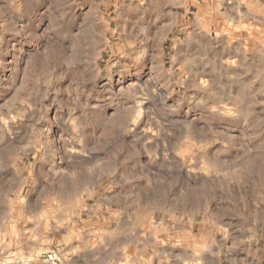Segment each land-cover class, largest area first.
<instances>
[{"label":"clouds","instance_id":"clouds-1","mask_svg":"<svg viewBox=\"0 0 264 264\" xmlns=\"http://www.w3.org/2000/svg\"><path fill=\"white\" fill-rule=\"evenodd\" d=\"M228 2L239 17H251L250 23H259L264 35V4L259 0ZM103 3L7 0L0 7V178L8 169L14 170L20 186L26 182L31 185L34 207L47 205L53 218L61 211L75 214L77 202L95 194L105 179L119 183L120 200L126 207L139 204L142 195L163 201L169 195L176 199L178 193L181 204L193 193L202 204L216 199L211 186L201 190L204 185L198 177L182 174L186 163L169 153L179 155L178 149L187 142L199 141L194 144L197 152L213 161L223 159L222 167H232L242 159L237 156L231 164L226 159L238 145L245 147L254 138L239 133L255 130L257 135L264 134V49L251 64L245 50L243 59L228 62L237 69L234 74L210 83L197 82V92L189 94L184 79L172 81L171 70L163 69L160 59L163 41L168 38L162 34L163 29L171 32L164 20L171 17L174 23L177 19L169 6L187 9L188 0H137V7L147 14L146 20L140 17L133 36L140 45L138 54L129 55L123 64L116 61L101 68L96 48L98 42L103 43L100 38L104 33L96 29L103 21ZM241 6L247 11L241 12ZM194 23L191 31L185 30L184 40L173 37V48L176 43H200L206 30L199 17ZM69 46L79 51L80 58L75 62L70 59ZM37 64L46 70L35 71ZM57 66L60 72L54 77ZM117 66L119 70H115ZM159 71L169 74L171 84L159 82ZM165 88L166 94L161 95L158 89ZM50 93L51 103L58 108L57 118L38 128L48 112L43 101ZM141 105H145L150 120L162 116L173 132L164 137L168 143L160 148V157L153 151L152 158L139 165L140 177L146 183L137 185L132 183L140 178L136 175H116V158L125 149V136L129 138L128 150L139 151L135 146L139 135L133 128ZM257 106L260 113H256ZM64 110L71 119L62 118ZM254 114L257 118L253 124L249 117ZM53 128L55 131H50ZM177 130L180 135L174 136ZM210 144L217 145L211 155L204 151ZM33 152L36 159L21 167ZM69 192L72 199L66 202ZM199 212L200 208H194L191 215Z\"/></svg>","mask_w":264,"mask_h":264},{"label":"rangeland","instance_id":"rangeland-1","mask_svg":"<svg viewBox=\"0 0 264 264\" xmlns=\"http://www.w3.org/2000/svg\"><path fill=\"white\" fill-rule=\"evenodd\" d=\"M259 2L264 4V0ZM6 3L7 0H0V7ZM169 8L177 14V19L174 23L171 17L164 20L171 32L163 29L162 34L168 38L163 41L160 59L163 69L171 70L172 81L184 79L189 94L197 92V82L210 83L212 79H227L234 74L237 69L228 62L243 59L245 50L247 63L251 64L264 49L261 25L250 23L251 17H239L228 0H197L196 3L188 0L187 9L171 5ZM240 11L247 9L241 6ZM101 12L103 21L96 30L104 35L100 38L103 43L98 42L96 48L100 56L97 63L101 68L116 61L123 64L129 55L138 54L140 45L133 36L140 17L146 20L147 14L137 7V0H104ZM197 17L206 30L201 34L200 43H176L173 48V37L184 40ZM69 48L70 59L75 62L80 58L79 51ZM45 70L36 65L35 71ZM59 72L57 66L53 76ZM158 79L161 84L166 81L171 84L169 74L164 71L158 72ZM158 91L164 95L167 88ZM51 100L50 93L43 101L48 112L38 128L46 127L48 120L57 118L58 108ZM144 109L145 105H141L133 128L139 135L135 145L139 151L128 150L129 138L125 136V149L116 158L117 176L140 177L139 165L147 163L153 151L160 157V148L168 143L164 137L173 132L162 116L156 115L155 120H150ZM256 113H260L259 106ZM62 118L71 119L67 110ZM256 118L255 114L249 117L250 123L254 124ZM179 135L175 131L174 136ZM239 135L254 138L245 147L238 145L226 157L229 164L237 156L242 157L232 167H222L223 159L213 161L197 152L194 144L199 141L187 142L178 149L179 155L169 153L186 163L182 174L191 173L199 178V183L204 185L201 190L211 186L217 193V198L206 204L198 202L195 193L184 204L178 203L177 193L176 199L169 195L163 201L142 195L139 204L126 207L120 200L119 183L105 179L95 194L85 195L77 202L75 214L61 211L53 218L47 205L34 207L31 185L26 182L20 186L14 170L8 169L0 178V264H264V134L257 135L255 130H250ZM216 150L217 145L213 144L204 149L209 155ZM245 152L249 153L246 157ZM36 155L33 152L21 167L36 159ZM132 183L143 185L146 181L140 177ZM71 199L69 192L66 202ZM194 208H200L195 217L191 215Z\"/></svg>","mask_w":264,"mask_h":264}]
</instances>
